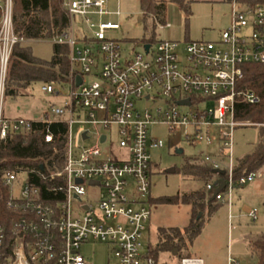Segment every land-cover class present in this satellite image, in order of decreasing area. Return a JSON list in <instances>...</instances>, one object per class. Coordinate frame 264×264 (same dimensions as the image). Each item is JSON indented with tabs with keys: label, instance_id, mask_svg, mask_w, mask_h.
<instances>
[{
	"label": "built area",
	"instance_id": "built-area-1",
	"mask_svg": "<svg viewBox=\"0 0 264 264\" xmlns=\"http://www.w3.org/2000/svg\"><path fill=\"white\" fill-rule=\"evenodd\" d=\"M109 1L60 0L67 26L49 41L67 45L69 73L61 83L40 87L44 93L59 95L53 84L66 85L68 92L60 105H50L36 120L5 117L0 109V146L14 134H31L52 144L51 126H66L62 168L48 174L33 170L39 183H48L45 194L25 170L3 175L10 187L7 207L29 217L14 222L8 250H4L5 229L0 225V264H89L80 250L92 242L105 245L113 264H157L150 245L143 242L151 215L150 153L163 146L152 133L154 126L163 125L170 133L183 127L188 144L215 147L214 154L200 156L203 165L215 170L205 189L212 187L219 171L226 172V179L215 183L223 187L213 196L228 206L235 186L259 175L251 171L235 181L232 170L234 131L252 125L235 119V104L259 102L256 93L238 89L237 83L244 64H264V4L227 0L229 23L217 41L164 39L153 45L142 41L140 49L132 45L126 51L109 35L120 28L106 19L119 15L107 9ZM0 10L1 95L13 45L31 40L14 33L10 0H0ZM185 100L188 104L180 103ZM73 124L81 126L79 142L94 136V143L73 144ZM111 130L113 137L106 133ZM105 143L107 148L102 150L100 145ZM18 181L13 194L12 185ZM246 215L254 220L257 209ZM178 264L204 261L182 256ZM226 264L245 263L228 256Z\"/></svg>",
	"mask_w": 264,
	"mask_h": 264
},
{
	"label": "rangeland",
	"instance_id": "rangeland-1",
	"mask_svg": "<svg viewBox=\"0 0 264 264\" xmlns=\"http://www.w3.org/2000/svg\"><path fill=\"white\" fill-rule=\"evenodd\" d=\"M164 1L163 22L169 26L159 27L152 16L144 21L139 0H111L107 9L111 12L119 11V15H110L106 19L120 24V28L110 31L109 35L122 43V47L129 51L132 45L139 48L142 41H149L152 45L156 41L170 39L177 41L204 40L217 41L220 32L228 26L231 6L227 0H186L189 4V14H185L175 3ZM50 39H36L28 42L32 54L40 59L49 60L52 55ZM140 49V48H139ZM138 49V50H139ZM1 84V83H0ZM41 82H34L27 88L21 89L16 97L0 95V109L5 117H23L31 120L40 119L50 105H60L68 92L66 85L53 84L59 95L44 93ZM150 102L145 104L150 105ZM144 104L138 105L141 107ZM79 124L70 128L73 144L92 145L94 136L79 142ZM114 136V130L107 131ZM152 133L158 137L163 146L151 150L152 176L151 195L158 199L162 196H174L203 189V183L195 178L182 174L181 168L186 159L193 156L213 154L215 147L206 146L202 142L193 145L184 138V128H178L170 133L163 125L154 126ZM258 140L257 127H237L234 131L233 157L234 160L250 152ZM107 143L100 145L105 150ZM183 149L181 154L175 149ZM114 152V151H113ZM176 168L177 172H172ZM261 168H264L262 166ZM260 168V170H261ZM19 181L12 185V193L16 194ZM205 189V188H204ZM230 207L222 203L206 220L200 234L180 251L181 256H194L203 259L204 264H226L227 257L238 259L245 264H254L249 242L261 232H264V177L256 178L244 186H235L232 193ZM242 203L257 209L254 220L241 214ZM150 220L143 235L145 245L152 247L157 241L159 228L170 229L185 227L189 220L190 207L185 204H171L163 202L150 203ZM81 254L89 264H113L105 245L92 242L82 246ZM179 257L168 251L157 254V264H178Z\"/></svg>",
	"mask_w": 264,
	"mask_h": 264
},
{
	"label": "trees",
	"instance_id": "trees-1",
	"mask_svg": "<svg viewBox=\"0 0 264 264\" xmlns=\"http://www.w3.org/2000/svg\"><path fill=\"white\" fill-rule=\"evenodd\" d=\"M5 1V0H2ZM175 3L185 14H189V4L186 0H169ZM251 5L264 4V0H245ZM11 19L14 33L29 40L50 39L67 26V17L61 7L60 0H10ZM144 21L148 16L163 22L164 1L139 0ZM1 16V10H0ZM243 77L237 83L238 89L252 90L259 97V102L249 104L237 101L234 117L237 121L249 122L252 125L239 127H257L258 140L250 152L234 160L232 177L236 181L251 171H259L264 166V64H244ZM69 73L68 47L64 44H52V55L49 60L40 59L32 54L27 44H14L8 58V65L3 79V96L16 97L21 89L34 82L61 83ZM51 130L55 135L52 144L44 143L31 134L11 135L6 143L0 146V225L5 229L4 250L12 247L14 236L11 233L14 222L28 213L12 210L7 207L10 187L3 180L6 172L20 173L27 171L30 178L40 184L45 194L46 181L39 183V177L34 171H49L62 168L65 146L66 126L62 123L53 124ZM177 172V171H176ZM185 176H192L203 183V189L162 196L158 199L149 197L150 203L163 202L185 204L190 207L188 223L182 229L159 228L157 241L151 247L152 256L156 259L160 251H168L181 258L180 251L200 234L206 220L223 203L217 200L213 193L218 188L215 183L226 179L227 173H217L214 184L208 191L205 186L212 180L215 170L209 165L192 164L185 161L181 168ZM206 215V218L204 216ZM249 249L254 264H264V232L249 242Z\"/></svg>",
	"mask_w": 264,
	"mask_h": 264
},
{
	"label": "crops",
	"instance_id": "crops-1",
	"mask_svg": "<svg viewBox=\"0 0 264 264\" xmlns=\"http://www.w3.org/2000/svg\"><path fill=\"white\" fill-rule=\"evenodd\" d=\"M251 151V150H250ZM183 152V151H182ZM214 153H215V151H214ZM213 153V154H214ZM210 155H212V154H210ZM186 160H188L190 163H192V164H198V165H203V163H202V160H201V158L199 157V156H193V157H189L188 159H186ZM177 170H176V168H173V171L172 172H176ZM258 173H259V175L256 177V178H261V177H264V168H261V170H259L258 171ZM187 177H190V178H193L194 179V177H192V176H187ZM255 178V179H256ZM196 179V178H195ZM197 180V179H196ZM252 182V181H251ZM199 189V188H198ZM197 190V189H196ZM191 191H195V190H190L189 192H191ZM204 191H206V189H204ZM150 196L151 197H153L152 195H151V191H150ZM233 203H231V205H232ZM230 207L231 206H229L228 208L230 209ZM250 209H253V208H251L250 206H248L247 204H245V203H242L241 204V206H240V211H241V214H244V215H246L247 214V211L248 210H250ZM247 216V215H246ZM249 218V217H248ZM257 237V236H256ZM255 237V238H256ZM255 238H253V239H255ZM252 239V240H253ZM251 241V240H250ZM200 258V257H199ZM238 260V259H237Z\"/></svg>",
	"mask_w": 264,
	"mask_h": 264
},
{
	"label": "water",
	"instance_id": "water-1",
	"mask_svg": "<svg viewBox=\"0 0 264 264\" xmlns=\"http://www.w3.org/2000/svg\"><path fill=\"white\" fill-rule=\"evenodd\" d=\"M145 48L147 49V48H148V45H145ZM80 82H81V78H80V76H77V77H76V85H79ZM180 103H186V104H188V101L185 100V101H181ZM103 138H104V137H102L101 140H103ZM182 151H183V149L180 148V147H178V148L175 149V153H177V154H181ZM172 171H173V169H172ZM219 172L223 173V171H219ZM222 187H223V183H221L220 186L216 189L214 195H215L217 192H219V191L221 190ZM176 253H177V250L174 249V250H173V255H175Z\"/></svg>",
	"mask_w": 264,
	"mask_h": 264
}]
</instances>
